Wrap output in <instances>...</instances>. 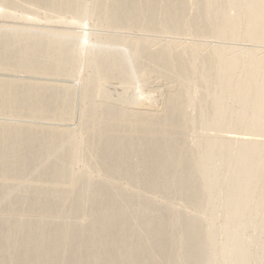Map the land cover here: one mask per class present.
Here are the masks:
<instances>
[{
    "label": "bare ground",
    "instance_id": "6f19581e",
    "mask_svg": "<svg viewBox=\"0 0 264 264\" xmlns=\"http://www.w3.org/2000/svg\"><path fill=\"white\" fill-rule=\"evenodd\" d=\"M114 1L104 0L102 10H106L105 6L108 9L109 5ZM159 1L160 0H157V2ZM164 1V3H171V5L173 4V6L176 7L175 17L173 16L174 25H180L179 28H181L182 31L190 27L191 24L189 25L185 19V11L182 10L184 9L183 6L189 3L190 0ZM192 1H194V3H192ZM75 2L76 0H62L61 3L63 5V11L69 9L71 6H74ZM140 2V0H134V4ZM201 2L202 1L199 0H191V5L193 7H197V5L201 4ZM207 2L208 7L203 13L197 12L194 19H192L193 22L191 26H197L200 18L207 21L211 20L214 24L210 28L211 34L218 38L229 39L232 41L239 39L250 42L257 41L258 39H262L264 41V0H207ZM144 4L147 6V13L138 14L139 10L134 9L133 7L132 10H126V13L132 15V20H134L137 16L139 24L149 20L153 0H145ZM59 6L60 0H54L53 7L48 10L47 14L51 11H58ZM86 7H88V5ZM15 28L20 31L21 27L17 26ZM15 32H17L15 29L10 31L8 30L6 31V34ZM34 34L35 33L33 32L18 34L17 39L18 37L28 38ZM80 36L76 35L75 37ZM3 43L4 41L2 39L1 45H3ZM37 43L39 49L43 50V54L53 53L48 65H54L62 58L66 59L67 62L72 61V53L68 52V49L70 48L75 50H78L81 47L86 50L90 49L88 46H76V44H70L66 41L55 44L49 43L48 40L41 39L37 41ZM118 46L121 47V51L124 52L125 46L120 43H113L108 51H114L118 49ZM14 47L15 49L21 48L20 45ZM228 49L232 50V48ZM225 50V47H215L212 49L213 53H209V56L205 59H198L199 55L197 54L191 56L190 60L192 64L194 63L193 65H195L196 62H201L199 70H196L193 73L194 79H191L192 84H195V88L193 90L186 88L184 96L181 99L177 94H173L168 98L170 113L171 111L174 113L172 115L168 113L169 115L164 117V124L152 123L148 120H140L139 125L137 126L138 128H133L135 133L142 132L143 135L146 134L145 138H143V140L145 139V146H143L146 147L144 148L146 152V159L144 160V163H142L143 160L141 161V165L139 163V167L137 166L139 172L137 169V172L134 171L135 166L132 167L131 165L135 164L131 162L132 164L129 166L132 168L128 166V170L132 171L133 169L134 172L132 171V173H134V176L130 173V178H128L129 176L127 174H125L123 178L125 177V180L126 178H133L137 182L141 181L139 182L140 184H143L142 181L144 180L147 184H141V187L144 185L149 186L147 188V190L150 188V190H148V197H153L150 199L148 198V200H151L150 203H148L149 201L146 203L143 202V200L145 201L147 198L145 196L146 193L143 195L146 198L142 199V196L140 195V200H142L141 203H139H143L144 206L141 207L142 210L138 206V209L141 211L137 213L138 211L135 212V209H133L134 206L132 208L133 210H131L130 203L131 199L136 196L139 191L136 186L137 183L133 184L135 186L133 188L134 191H132L133 195L135 193L136 194L134 196H130L132 194L131 193L129 195L130 191L126 194L123 193L124 195L130 196V198L128 197L129 199H122L121 197L122 201L124 200V202L121 203L120 198L118 201V195H121V193H116L117 197L115 193H113L117 191H114L111 187L113 185L115 186L114 182L116 181H111L114 183L113 184L108 180H103L105 182H101L100 180L101 184H92V186L87 190L81 192L84 199L87 201H81L79 207L83 209L85 207L90 208V211L85 215H78L77 213L79 211L75 210H69V212L62 211L64 209L61 207H65L64 204L67 203L66 201L68 198H66L67 200L64 199L66 201H62V206L60 205L62 212H59L62 214L64 213L63 215H65L70 222L69 224L67 223V225L61 230L59 229V223L62 218H64L63 220L66 219L65 217H62V214L61 218L59 216L60 213L58 214L57 219L60 220H57L53 224H45L48 218V212H42L38 216L36 224L29 231L21 233L16 241L6 240L9 227L5 229V231L0 232V242L6 243V246L3 249H0V264H5L7 259L10 260L11 264H61V262L66 260L67 254L77 256L72 264H89L90 262H93V264H95V262L97 264H157L158 258L161 257L164 259L163 264H215L219 257L228 258L229 264H249V254L246 250L244 240L245 233L243 228L237 227L236 224L240 223L249 213H252L254 221L259 218V221H255V226H253L252 229L258 230L264 228V190H262L261 198L257 203L256 209L250 212V204H247V200L253 192V188L256 186V181L258 177H260L261 171L264 167V157L262 155L264 145L262 142L254 141L250 138L243 139L238 150L231 152V156L226 157L221 161L223 166L221 169L217 167V164L221 159L222 151L226 149V145L222 142L223 138H220V136L216 134L213 137H207L204 134V130L209 129L217 132L220 131L221 128H232L247 132L249 135H255L258 130L261 131L258 121L260 119L261 122L263 111L264 56L256 58L252 53L253 51H250V54L249 52L243 53V55L236 57L231 61L223 55L222 51ZM173 55L174 54H167L165 57H153V59H155H151L153 60L151 61L152 66L156 64L161 65L162 70H164V74L168 71L169 73H174L175 77L173 79L177 83V87H185L187 85V75L185 74L187 73V69L190 67V61H188V59H183L182 65L178 67L181 69H175V65H173ZM81 56L82 54H79V56L74 60V64L78 70L80 67L79 64H81ZM32 58L31 52L26 54V60L29 64L32 62ZM107 58L108 52L101 54V62L94 63L92 68L98 69L101 64L107 60ZM163 58L164 62H162ZM23 62L24 63L19 66V73L27 74V69L30 68V66L26 65L24 60ZM130 65L131 61L128 60L127 67ZM174 69L175 71H173ZM87 71L89 70L86 67V72ZM76 74L77 71H71L70 75H68L70 77H76ZM174 74H171V76ZM65 79H68V77ZM198 83L201 86L202 95L200 99L195 101L194 95L196 94V87ZM52 87L54 88V86ZM31 88L32 85H28L26 90L29 91ZM57 88L63 89L65 86ZM111 90H113V88ZM21 91L22 88L16 83H0V96L4 95L5 99V101L0 102V109L2 111L8 110V100L14 95L21 94L23 97L27 96V92ZM50 91L51 88H48L45 91L36 90L38 96L35 102L37 104L28 105V110H33L37 113L41 111L39 107V99L43 95H48ZM114 91H116V88ZM114 91H111L112 93L107 92L105 94L107 97L116 95L115 97L120 98L121 96H124V94L120 93V91L113 93ZM126 98L128 97L125 96L121 99L124 100ZM128 101L135 102V105H137L135 108L140 109H142V106L144 105H153L156 103L152 93L143 91H137L134 94H131ZM62 104H64V101L57 103V105ZM21 107L24 108V103L21 104ZM53 107H55L54 101L49 104L48 110ZM89 109L91 111L93 110L92 107ZM189 109L197 112L196 117L193 115L191 117L188 116L187 111ZM119 112V114L117 113L110 118L108 124L107 122L102 121L103 119L101 118V123L104 124L102 128L103 131L100 128L101 132L96 134L95 132H97L98 129H96L97 131L92 130L94 134H96L95 136H97V138L93 136L94 134L90 131V133L93 134V138H96L94 140L98 142L97 144L94 140H92L94 142L91 141L92 143L98 145H96L98 148L95 147L96 150L94 148L93 149L95 151L99 150V152L97 151L94 153L95 151L93 149L91 151H93V154L100 155V157L105 153L104 157H101L103 159L101 162L104 164L103 169L110 167V169L115 172L123 170L124 172L129 173L126 169L127 162L124 161L127 160L125 159V153L128 150H122L119 148L117 143L118 140L115 137V134L118 136L117 134L124 132L128 125H124V131L119 130V128H122L121 126L125 124L124 122L127 120L126 118H123L125 112L121 109ZM2 117L4 118V116ZM172 117H177L178 121H182L181 127H179L178 121L173 120ZM122 118L123 120H121ZM60 120L61 118L59 121ZM121 121H123V124ZM94 122L96 121L93 120L91 124L93 125ZM189 124L200 128L201 131L199 134L194 133L191 135V139L188 140V146L185 134L184 136L183 134L181 136L183 142H177L174 139V136L176 134L175 127L182 132H186L184 127ZM13 127L19 128V125L15 126L9 123L0 122V160L9 156L8 149L14 143H18L17 153H20L22 150V143L30 140L35 133L31 130V128H27L24 132H20L17 129L11 131ZM89 127H91V129L93 128L92 126ZM117 128L120 131L119 133H116V131H118ZM158 129L160 131H158ZM129 130L131 131V129ZM144 130H147L146 133L143 132ZM110 131H113L114 134L112 135ZM130 131L129 133L131 134L134 132ZM109 132L111 134H109ZM91 134L89 135L88 133L83 136V138H92L89 137ZM120 136L123 135H119L118 139ZM124 137H126V134ZM98 138H103L101 139L102 141H100L102 144L99 143ZM88 139H86V143ZM103 144L105 149H103ZM99 145H102V152H100L101 149ZM103 150L105 151L104 153ZM86 151L90 153L88 149ZM64 154H66V152L62 155ZM93 154H87L91 155L89 158L90 160L95 159L92 158L94 157ZM137 154L144 155L143 153ZM30 156H32L31 152ZM14 158L15 154L11 156L12 160ZM29 158L26 156L28 161H30ZM137 159L136 161L138 163ZM155 161H159L158 164H156L157 166L154 170H149L150 164L153 166L157 163ZM90 162L91 161H89L88 165L92 164V162ZM128 162L130 161L128 160ZM94 163L95 162H93V164ZM167 163L170 165V169L166 172L164 179H162V171ZM19 165L20 164L13 161L5 169V172H9L13 169H19ZM83 165L85 166L87 163H84ZM88 165L85 166V168L88 167ZM106 169L104 174L107 172L109 174L106 175L109 176L111 172ZM147 169L151 171V174L148 173ZM102 170L100 169V172H102ZM86 171L88 173L86 175L90 176L91 172L89 173V171L92 170H87L86 168ZM97 171H93V173H97ZM100 172L98 171V173ZM93 173L92 175H94ZM113 175L114 174L112 173V177H114ZM89 178H91V176L87 179ZM140 178L143 179L141 180ZM134 180L133 182L135 183ZM89 181L91 180L89 179ZM89 181L87 180L88 183ZM128 182H130V180ZM119 183L120 181L118 182V185ZM105 185L108 187L110 185L111 189L106 188L104 190L106 187ZM133 185L131 183L130 187ZM174 185L179 188V190L174 191V193L176 192V195L174 194L176 197L173 196L170 199L166 198L167 193L165 192L170 191ZM35 190L37 191V189ZM44 190L42 189L41 193H43ZM135 190L138 191L135 192ZM44 193V196L46 194L48 195L46 198L49 197L48 193ZM155 193H158V196L161 194L162 199L160 198V201L156 199L157 195H154ZM152 194L153 196H150ZM27 196L24 194V196L20 197L14 196L15 198L12 197V199L10 197L11 200H15V204L10 210L0 212V223L6 220L12 212L19 209L23 203H29L28 209L14 220V226L16 228L19 229L26 226L32 214L39 211V204L42 199L45 200V198H43L44 196L40 194V191H38V197H34L35 194L33 195L35 198L33 200H31L32 198L29 199ZM54 197L55 196L53 195L51 199L53 200ZM47 200L48 198L46 201ZM132 200H135V198ZM152 200L154 202H152ZM155 202L156 204L154 205ZM129 203L130 208H128ZM151 203H153V205H151ZM170 203H173L174 205L172 209L168 211L169 215L166 213L165 218L163 217L159 220L157 218L158 213L161 212L162 209L165 210V207ZM186 205H189V209L192 208V210L187 209L190 212L186 210L188 207H185ZM183 206L185 209H182L188 212L187 213L185 211L186 213L184 214L186 216L181 214L184 211H181L180 207ZM129 209L137 213V216L134 217V212H130V217L132 218L128 217ZM132 213L134 214L133 216ZM128 219H133L132 224L130 223V227L133 225L132 228L136 229L133 230L136 232L134 234H136L135 236H137V238L133 235V231H131L132 229L130 230L132 234L130 233L131 235H126L128 234V230H126V226L128 225L127 223L131 222V220L129 221ZM144 219L147 220L145 221ZM74 220H76V222H74ZM143 220L145 224H143L144 226H141L140 222ZM65 221L68 222L67 219ZM62 224L64 226V223ZM154 225L158 226L155 233H153ZM168 226L169 229L166 233L165 228ZM127 227L130 228L129 225ZM218 234H222L223 238L218 245H215V239ZM132 236H134L137 240L141 239L142 241V239H144V241H142L143 243L141 242L140 244L139 242V245L137 240L134 239L137 244L134 246L135 251H132L131 249L133 248V245H135L131 241L133 240ZM163 240H166L167 245L169 244V249L162 253L159 250V246L163 245H160ZM130 243H132V247L130 246ZM17 244L24 245H18L14 251H11V248ZM259 249L261 252L257 262L258 264H264V239L259 244ZM105 252L106 254L109 253V255H106ZM127 253H129V255ZM129 258L132 259H130L132 262L129 261Z\"/></svg>",
    "mask_w": 264,
    "mask_h": 264
},
{
    "label": "rangeland",
    "instance_id": "374dc122",
    "mask_svg": "<svg viewBox=\"0 0 264 264\" xmlns=\"http://www.w3.org/2000/svg\"><path fill=\"white\" fill-rule=\"evenodd\" d=\"M53 1L54 0H0V83H16L22 88L21 92H27L26 97H23L21 94H17L8 100V110L2 111L0 109V122L9 123L15 126L19 125V128L13 127L11 131L17 129L20 132H24L27 128H31V130L35 132L30 140L22 143V150L20 153H17L18 143H14L8 149L9 156L0 160V212L10 210L14 206L15 200H11L14 196L20 197L24 196V194L26 196L29 194L27 197L29 199L32 198L31 200H33L35 199L34 197H38V191H40L42 196H44L43 193L45 192L44 194H49V197H47L48 200L50 198V200H47V202L46 196L48 195L46 194L43 197L45 200L42 199L40 202L39 211L35 214L33 213L26 226L22 228H16L14 226V220L28 209L29 203H23L19 209L12 212L6 220L2 221L0 223V232L5 231V229L9 227V232L6 238L7 241H16L21 233L29 231L36 224V220L42 212H48V218L45 224H53L57 220H60L57 219V217L60 213L59 216L61 218V216L64 214L61 213L62 211L69 212V210H75L79 211L77 213L78 215H85L90 211V208L85 207L83 209L79 207L81 201L85 200L81 192L87 190L92 186V184L95 185L100 183V180L101 182L103 180H108L110 183H113L111 181L114 180L116 181L114 182L115 186H117L118 182L120 181L117 187L114 185L111 186L114 191H117L113 192L115 195L116 193H121V195H118L119 197L116 195L118 197V201L121 199V197L122 199H129L130 196H134L136 193L133 195L132 191H134L133 188L135 186L133 184L137 183L136 186L139 191L135 190V192L138 191L139 193L137 192L136 196L133 197L135 200H132V198L131 202L130 200L129 202L131 203V210L135 209L134 211H138L137 213H139V211L142 210L141 207L144 206L143 203L140 204L141 200L147 197V200L145 199L143 202L146 203L149 201L148 203H150L151 200H148V198L150 199L153 197H148V190H150V188L147 190L149 186H145L147 183H145L144 180L142 182L143 184L145 183L143 186L145 188L141 187L142 183H139L141 181L137 182L133 178H126L125 180V177L123 178L125 174H127L129 176L128 178H130V173H132L133 169L132 171L128 170L129 167L135 166L134 171H136L137 166L139 167V163L141 165L146 159V152L144 150V148H146L144 147L145 139L143 140V138H145V133L147 130L143 131L145 132V135H143L142 132L135 133L133 128H138L137 126L139 125L140 120H148L152 123L164 124V117L170 113V104L168 102V98L173 94H177L181 99L184 96L186 88L189 90H193L195 88V84H192L191 79H194L193 73L194 71L199 70L201 62H196L195 65H193L194 63L192 64L190 60L191 56L197 54L199 55L198 59H205L209 56V53L211 54L212 49L215 47H225L226 50L222 51L223 55L231 61L234 58L243 55V53L249 52L250 54V51H253L252 53L256 58L264 56V41L262 39L250 42L240 39L232 41L229 39L218 38L212 35L210 31V28L214 25L213 22L211 20L207 21L201 18L199 19L197 26H191L193 22L192 19H194L197 12L203 13L208 7L207 0H199L202 2L201 4L197 5V7H193L191 5V0L189 3L183 6L184 9L182 10L185 11V19L189 25L191 24L190 27L184 31L179 28L180 25H174L173 23L176 7L173 6V4L171 5V3H164V0H160L159 2H157V0H153V6L149 20L143 22L142 24H139V19H137V16L134 20H132V15L126 13V10H132L133 7L134 9L139 10L138 14L147 13V6L144 4L145 0H140L141 2L137 4H134V0H113L114 2L109 5L108 9L105 6L106 10H102V7L104 6V0H76L75 5L69 7V9L65 11H63V5L61 3L62 0H60L59 10L51 11L47 14L48 10L53 7ZM192 3H194V1H192ZM87 5L88 7H86ZM17 26L21 27L20 31L19 29L15 28ZM14 29L17 32L6 34V31ZM26 32H33L35 34L28 38L18 37L19 40L17 39L18 34ZM76 35L82 36L75 37ZM2 39L4 41L3 45H1ZM41 39L48 40L49 43L55 44L66 41L70 44H76V46H88L90 49L86 50L81 47L78 50H75L70 48L68 49V52L72 53V61L67 62L66 59L62 58L54 65H48L53 53H42L43 50L39 49L37 43V41ZM113 43H120L121 45H124V52L121 51V47L119 46L118 49L114 51H108ZM12 45H20L21 48L15 49V47ZM228 48H232V50ZM29 52H31V56L33 57L30 64L26 60V54ZM105 52H108L107 60L101 64L98 69H93V64L100 63V56ZM79 54H82V56L81 64H79L80 67L78 70L74 64V60L79 56ZM167 54H174L173 65H175V69H181L178 67L182 65L183 59H188V61H190V67L187 69V73L185 74L187 75V85L185 87H177V83L173 79L175 77L174 73H169V71L166 70L168 72H165L164 74V70H162L161 65L156 64L152 66L151 61L155 59H153V57H165ZM23 60L25 61L26 65L30 66V68L27 69V74L19 73V66L24 63ZM128 60L131 61V65L129 67H127ZM162 62H164V58ZM86 67L89 70L87 72ZM175 69L173 71H175ZM71 71H77L76 77L69 76ZM171 74L174 75L171 76ZM65 76L68 77V79H65ZM28 85H32V88L29 91L26 90ZM52 86H54V88ZM63 86H65L63 89L57 88ZM114 86L116 91H114ZM48 88H51L50 93L48 95H43L39 99V107L41 111L37 113L33 110H28V105L37 104L35 102L38 96L36 90L45 91ZM112 88L113 90H111ZM111 91H114L113 93L120 91V93L124 94V96L118 98L115 97L116 95L114 94L115 96H112L113 98L111 96L107 97L105 93H112ZM137 91L152 93L156 103L153 105H144L142 106V109L135 108L137 107L135 102L128 100L130 95ZM201 91V86L198 83L196 87V94L194 95L195 101L201 98ZM125 96L128 98L122 100L121 98ZM1 101H5L4 95L0 96V102ZM52 101L55 102V107L48 110V106ZM61 101H64V104L57 105V103ZM22 103H24V108L21 107ZM91 107L93 108L92 111L89 109ZM120 109L125 112L126 117L124 115L123 118H126L128 123L127 120H124L125 124H123V121H121L123 125L121 124L122 128H119L120 126L118 127L119 130L124 131V125H128L124 132H120L117 128L118 131H116V133L120 132V134L117 135H123L119 137L120 141L116 134L115 137L118 140L117 143L119 148L122 150H128L125 153V159L127 160L124 161L129 163H126V169L129 173H126L123 170L115 172L114 170L110 169V167H108L109 169H105L111 172V176L109 175V177L106 175L109 173L106 172L104 174V164L101 162L103 160L102 158L104 157L105 151L103 150L104 154L101 153L103 154V157L101 156V158L100 155L93 154V151L91 150L93 148L96 150L95 147L98 146V142L94 139L97 138L95 135L100 133L104 126V124L101 122L104 121L108 124V121H110L111 117L117 113H120ZM262 109L261 122L260 119L258 121L261 131H256L255 135H249L247 132L232 128H221L220 131L217 132L209 129L204 130V134L207 137H213L216 134L220 136V138H223L222 142L226 145V149L222 151L221 159L217 164L218 168L222 169L223 166L221 161L224 158L231 156V152L237 151L243 139L250 138L254 141H260L264 145V100L262 102ZM192 111V109L187 111L188 116L191 117L193 115L196 117L197 112ZM173 113L174 112L171 111L170 115ZM1 115L4 116V118ZM60 118L62 121H59ZM101 118L103 119L102 121ZM123 118L121 120H123ZM172 119L178 121L177 117H172ZM93 120L96 122H94L92 125L91 123ZM181 122L182 121H178L179 127H181ZM89 126H92L93 128L91 129ZM96 129H98V131ZM129 129H131V131ZM184 129L186 132H182L177 127H175L176 134L174 139L177 142H183L181 136L182 134L183 136L185 134L187 145L189 146L188 140L191 139V135L194 133L199 134L201 129L195 127L192 124L187 125L184 127ZM92 130H96V134H94ZM90 131L94 135L91 134ZM129 131L134 132L131 134ZM158 131L160 130L158 129ZM110 132L109 134H114L113 131L111 133ZM88 133L89 135L91 134L89 137L92 138L88 139L86 137V139L90 141H87L86 143V139L85 137L83 138V136ZM125 134L126 137H124ZM92 135L96 138H93ZM84 139L85 143L83 142ZM98 139L99 143H101L100 141H102L101 139L103 138ZM92 140H94L97 144L92 143L94 142ZM99 146L101 149L102 145ZM87 149L90 151V153L86 151ZM103 149H105V146ZM64 151L66 154L62 155L65 153ZM97 151L99 152V150ZM30 152L32 156H30ZM85 152L87 154L92 153L94 155L92 158L95 159H92L93 161L90 160L89 158L91 155H87ZM100 152H102V149ZM137 153H143L144 155H139ZM13 154H15V158L12 160L11 156ZM262 155L264 157V149ZM26 156L27 158L30 156V161L26 159ZM134 158H139L137 159L138 163ZM128 160L130 162H128ZM142 160L143 162L141 163ZM13 161L20 164V167L17 166L19 169H13L9 172H5V169ZM89 161H91L92 164L93 162L95 163L93 165L91 164V166L88 165ZM83 162L87 163V170H92L89 171V173L91 172V175L89 174L91 176V178H89L91 181L87 179L90 176L86 175L88 174L85 168L87 165L84 166ZM131 162L135 165H131ZM155 162V165L153 166L150 164L149 170L155 169L157 166L156 164H158L159 161ZM92 167L96 170H93ZM98 168L99 172L100 169H103L104 171L102 170V172L98 173ZM169 169L170 165L167 163L164 167V170L162 171V179H164L165 174ZM149 170L148 173L151 174V171ZM93 171H97V173H93ZM137 171L139 172V169H137ZM92 173L94 175H92ZM112 173L114 174V177H112ZM133 174L134 173L131 175L134 176ZM140 179L142 180L143 178ZM129 180L130 182H128ZM131 183L133 185L132 187H130ZM111 187L110 185L109 187L106 186L104 190L106 188L111 189ZM35 189H37V191ZM42 189H45L43 193H41ZM141 190L145 191L142 192ZM177 190H179V188L174 185L170 191L165 192L167 193L166 198H172L174 194L176 195V192L174 193V191ZM262 190H264V167L261 171L260 177H258L256 181V186L253 188V192L250 194L247 200V204H250V212L256 209L257 203L261 198ZM128 191H130L129 195L132 193L130 196L123 194H126ZM33 193L35 194L34 197ZM144 193H146V197L143 196ZM157 194L158 193H155L154 195ZM51 195L55 196L53 200L51 199ZM140 195L142 196L141 200ZM150 196H153V194ZM66 198H68V200ZM136 198H138L139 201ZM160 198L162 199L161 194L159 196L157 195L156 199L158 201L161 200ZM122 199L121 203L124 202ZM63 200L67 202L65 203L66 205L64 204L65 207H61ZM153 200L152 202H154ZM130 203L128 204V208H130ZM155 204L156 202L154 205ZM151 205H153V203H151ZM173 205V203H170L165 207V210L162 209L161 212L158 213L157 218L159 220L163 217L165 218V214H168V211L172 209ZM138 206L141 210L138 209ZM60 207L64 210H62ZM185 207H187L186 210L189 209V205H186ZM185 207L183 206L180 207L181 209L179 208L181 211H184L181 213L179 210L184 216H186L184 213L187 211L190 212L189 210H192V208L187 211L183 210L182 208L185 209ZM131 210H128V217L131 215L130 212H134ZM135 212L134 217L137 216V213ZM134 214L132 213V216ZM62 217H65L68 222L65 221L66 219L63 220L64 218H62L61 222L64 223V226L59 221L62 224L61 226L59 223L60 230L70 222V220L65 215ZM128 220L130 221L131 219ZM132 220L131 222L127 223L129 227L132 224ZM144 220L140 222L141 226L145 224ZM256 220L259 221V218ZM255 221L253 214L249 213L240 223L236 224L237 227L243 228L245 233L244 240L246 250L249 254V264H258L257 260L261 252L259 249V244L264 239V228L258 230L252 229V227L255 226ZM74 222H76V220H74ZM127 226L126 230H128V234L126 235H131L133 233L135 236L136 234L134 233L136 232L133 230L135 228H132L133 225L130 228ZM157 229L158 226L154 225L153 233H155ZM168 229L169 226L165 228L166 233L168 232ZM130 230L133 232L131 233ZM134 236H132L133 240H131L132 243L135 244L133 245L134 250L131 248L132 243H130V248L132 251H135L134 246L137 245L134 241L135 237L137 238V236ZM222 238V234H218L215 239V245H218ZM142 241H144V239H142ZM142 241L141 239H138V245L139 242L141 244ZM18 245L23 246L24 244L15 245L13 248H11V251H14ZM160 245L161 246H159V250L162 253L169 249V244L167 245L166 240L161 241ZM5 246V242H0V249H3ZM127 254L129 255V253ZM106 255H109V253ZM76 258V255L67 254L66 260L61 262V264H72ZM130 259L131 258H129V261L132 262V259ZM163 263V257L158 258L157 264ZM5 264H11L10 260L7 259ZM89 264H93V262H90ZM95 264L97 263L95 262ZM215 264H229V259L226 257H219Z\"/></svg>",
    "mask_w": 264,
    "mask_h": 264
}]
</instances>
